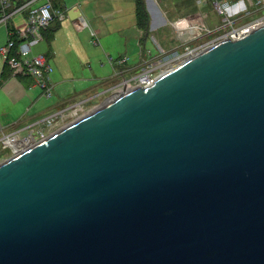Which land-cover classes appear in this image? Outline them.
Returning <instances> with one entry per match:
<instances>
[{"label":"water","instance_id":"water-1","mask_svg":"<svg viewBox=\"0 0 264 264\" xmlns=\"http://www.w3.org/2000/svg\"><path fill=\"white\" fill-rule=\"evenodd\" d=\"M0 264H264V24L0 163Z\"/></svg>","mask_w":264,"mask_h":264},{"label":"crops","instance_id":"crops-1","mask_svg":"<svg viewBox=\"0 0 264 264\" xmlns=\"http://www.w3.org/2000/svg\"><path fill=\"white\" fill-rule=\"evenodd\" d=\"M19 1L22 7L8 14L6 26L0 25V48L9 39V28L15 33H24L28 11L42 5L44 0ZM169 1L160 0L158 6L150 2L152 13L145 35L136 25L133 0H56V9L65 12L64 19H56L58 25L49 43L44 39L40 42L46 44L45 50L38 48L39 43L32 47V54L48 57L53 68L49 77L53 89L50 99L42 96L31 78L13 76L0 54V146L3 135H27L58 109L62 111L88 97L96 98L109 92L116 86L113 82L129 79L135 70L157 57L163 49L156 46V37L160 38L170 21L168 17L175 15ZM230 1L222 2L226 5ZM9 7L12 8V4ZM16 19L18 22L14 23ZM202 20L205 27H212L208 29L220 27L208 25L204 15ZM150 40L155 54L151 48H146Z\"/></svg>","mask_w":264,"mask_h":264},{"label":"built area","instance_id":"built-area-1","mask_svg":"<svg viewBox=\"0 0 264 264\" xmlns=\"http://www.w3.org/2000/svg\"><path fill=\"white\" fill-rule=\"evenodd\" d=\"M10 0H0V9L2 14L0 15V25L6 26L7 24V14L4 13L5 6L9 5ZM203 4L210 3L214 5L217 11L220 14L226 15L228 18H231L235 14H239L242 10H246V6L242 4V2L237 3V5L233 7H224L223 2L221 0H200ZM241 4V7H240ZM22 6L18 7L20 9ZM16 10V9H15ZM225 11V12H224ZM227 12V13H226ZM65 17V13L57 11L53 9L50 0H44L42 5L30 9L27 14V27L24 33H16L20 43L16 44L10 37L14 34V31L8 30L9 39L6 45L0 48V54L3 57L6 66L10 69L13 76L24 75L26 77L31 78L35 85L41 90V94L44 98L50 99L53 96V89L52 85L49 81V77L53 72L52 66L49 64V60L43 55H33L32 54V47L40 42L43 41V32L49 28V26L53 23L54 20H63ZM264 24V18H261L256 24L246 26L244 29L241 30H234L227 35H225L226 39L229 38L231 40H238L245 37L249 34L248 29H253L255 26H261ZM173 29L177 32L178 37L182 38L183 42L189 40H195L203 32H209L210 30L205 27L202 15L196 14L188 18H183L176 20L172 24ZM194 30V31H192ZM247 31V33H244ZM211 32V31H210ZM181 41V40H180ZM181 41V42H182ZM210 46V45H209ZM15 50L16 54L13 55L12 51ZM191 52V53H190ZM189 56L183 59H179L176 62H173L172 65L181 64L192 55V51H186ZM185 55V54H184ZM179 58V57H178ZM177 58V59H178ZM172 65L168 66L170 68ZM146 67L143 73L139 74L138 76L131 77L129 79H125L121 81V83L115 86L110 91V98L123 93V91H130L137 88H147L148 86L154 84L158 76L162 74H158L157 76L154 75V71L152 67ZM1 88V83H0ZM88 100L86 101H79L76 103L73 108L68 111H61L56 113L52 116L47 117L41 126H37V128L31 130L27 135L21 137L19 133H14L10 135H3L1 139V146L2 148H10L11 149V157L14 155L23 152L24 150L28 149L29 144L25 145L23 149H16L15 145L17 141H30L31 143L37 144L53 133L57 132L58 130L64 128L65 126L54 130L56 124V120L63 121L65 116L68 113L82 112L84 110L85 105L88 104ZM93 112V111H91ZM90 112V113H91ZM86 115V114H85ZM67 126V125H66ZM32 147V146H30ZM29 147V148H30ZM10 157V158H11ZM5 161V160H4ZM3 161V162H4ZM2 163V162H0Z\"/></svg>","mask_w":264,"mask_h":264},{"label":"rangeland","instance_id":"rangeland-1","mask_svg":"<svg viewBox=\"0 0 264 264\" xmlns=\"http://www.w3.org/2000/svg\"><path fill=\"white\" fill-rule=\"evenodd\" d=\"M150 2L151 3L153 2L155 6L160 5V0H144L145 7L147 9L146 12H148L149 15L152 13V7H151L152 4ZM239 2H242V4L246 6V10H242L239 14H235L231 18H228L226 15L220 14L214 5H211L209 3L203 4L202 2H200V0H170L169 8L171 9L172 13H174L175 15L168 17L170 21L166 23L167 26H164V31L160 34V38L156 37V40H155L156 46H161V48L164 51L161 50V52L158 53L157 57H155L152 61L147 62L143 68L135 70L132 73L133 76L131 77H135L143 73L146 70L145 69L146 67L148 68L152 67L154 71V75L157 76L163 70L166 72V70H169L172 67H174L173 65L170 68H168V66L172 65L173 62H176L179 59H183L189 56L188 53H185L186 51L190 50L192 51V54L194 53L196 55L198 52L226 39L225 35H227L228 33L234 30L237 31V30L244 29L246 26L256 24L257 21H259L261 18H264V0H231L228 3L225 2L226 5L225 4H222V5H224V7L227 6L228 8V7H233L237 5V3ZM249 3L251 5H248ZM9 6H10V3L9 5L5 6L4 13L10 8ZM240 7H241V4H240ZM16 10L11 9L10 13L15 12ZM195 12H199L202 16L204 15L208 22L207 23L208 25H220L222 29L220 27L217 28L218 30L209 29L211 32L210 31L208 33L203 32L198 37H196L195 40L193 39V40L183 42L182 41L183 39L179 38L177 32L173 29L172 24L175 22V20H177V18L183 19V17L184 18L191 17L196 14ZM10 13H7V16ZM17 19L14 20V23L18 22ZM206 27L212 28L207 25ZM159 42H161V44H159ZM151 43L152 41L150 40L147 43L146 48L147 49L148 47L151 48L152 53L155 54L156 53L155 46H153ZM38 48L45 50L46 44L39 43ZM186 60H188V58ZM121 81L122 80H117L116 82H113L112 85L118 86L121 83ZM110 91L96 98L88 97V99L86 100H88L89 102L87 105H85L84 110L82 112L79 111L76 114L74 113L72 114L70 112L67 114V116H65L63 121H61L60 119L56 120L55 122L56 126L54 130H57L58 128L69 125L73 121L85 116V114L88 115L91 111H95L97 108H99L101 105L106 103L109 99H111ZM86 100H83V101H86ZM71 108H73V106L72 107L70 106L68 109H65L62 111H68ZM59 112L61 111H59L58 109L56 113H59ZM0 148H2V146H0ZM10 157H11V149L2 148L1 153H0V162H3L4 160H8Z\"/></svg>","mask_w":264,"mask_h":264},{"label":"trees","instance_id":"trees-1","mask_svg":"<svg viewBox=\"0 0 264 264\" xmlns=\"http://www.w3.org/2000/svg\"><path fill=\"white\" fill-rule=\"evenodd\" d=\"M18 2H15V0H10V4H12V8L10 7L5 13H10L11 9H17L18 7L21 6V2L19 0H17ZM134 4H135V13H136V25L139 29L143 30L145 35L148 34L149 31V24H150V17H149V13L146 12V7H145V3L144 0H133ZM53 9L57 10V11H61V9H56L57 8V2L56 0H50ZM210 4V3H209ZM65 13V12H63ZM2 14L1 9H0V15ZM58 25L57 20H54L53 23L49 26V28H47L46 31H49V33L47 35H45V32H43V39L49 43L50 42V36L52 34V32L54 31V29H56V26ZM10 31H13L11 28H9ZM11 40H13L16 44L20 43V40L17 36V34L14 32V34L10 37ZM12 54L15 55L16 51L13 50ZM46 57V56H45ZM48 59V57H46Z\"/></svg>","mask_w":264,"mask_h":264},{"label":"bare ground","instance_id":"bare-ground-1","mask_svg":"<svg viewBox=\"0 0 264 264\" xmlns=\"http://www.w3.org/2000/svg\"><path fill=\"white\" fill-rule=\"evenodd\" d=\"M258 26H255V27H253V29H255V28H257ZM251 30H252V28L251 29H248V31H249V33L251 32ZM192 31H194V30H192ZM244 33H247V31H245ZM193 57V55L190 57V58H192ZM190 58H188V59H190ZM184 61H186V60H184ZM178 65H180V64H177V66ZM173 66V65H172ZM176 66V65H175ZM174 66V67H175ZM174 67H172L171 69H173ZM171 69H169V70H166V72L164 71V72H162V74L161 75H163V74H165V73H167L168 71H170ZM160 75V76H161ZM27 143L25 144V142L24 141H17V144L15 145V147H16V149H23L24 148V146L25 145H27V144H29V145H27L28 146V148L30 147V146H33V145H35L34 143H31L30 141H26Z\"/></svg>","mask_w":264,"mask_h":264}]
</instances>
